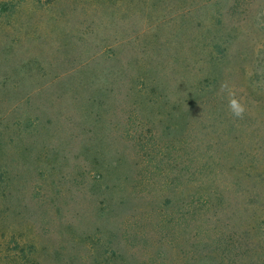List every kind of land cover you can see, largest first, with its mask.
Wrapping results in <instances>:
<instances>
[{
	"label": "rangeland",
	"instance_id": "1",
	"mask_svg": "<svg viewBox=\"0 0 264 264\" xmlns=\"http://www.w3.org/2000/svg\"><path fill=\"white\" fill-rule=\"evenodd\" d=\"M263 233L264 0H0V264H212Z\"/></svg>",
	"mask_w": 264,
	"mask_h": 264
},
{
	"label": "trees",
	"instance_id": "2",
	"mask_svg": "<svg viewBox=\"0 0 264 264\" xmlns=\"http://www.w3.org/2000/svg\"><path fill=\"white\" fill-rule=\"evenodd\" d=\"M244 233L246 235L250 234V230L246 229ZM247 238L250 237H245L243 240L246 242ZM253 239H249L246 243L241 241L239 249L242 247V250H237L238 252H235L227 260V250L224 248V251L218 253L216 260L212 264H264V243L262 241L264 239V233L259 235L258 239ZM210 259L212 261L211 257Z\"/></svg>",
	"mask_w": 264,
	"mask_h": 264
},
{
	"label": "clouds",
	"instance_id": "3",
	"mask_svg": "<svg viewBox=\"0 0 264 264\" xmlns=\"http://www.w3.org/2000/svg\"><path fill=\"white\" fill-rule=\"evenodd\" d=\"M221 89L227 93L228 109L232 116L242 119L246 111V106L242 98L238 97L236 93L230 89L227 82L221 84Z\"/></svg>",
	"mask_w": 264,
	"mask_h": 264
}]
</instances>
